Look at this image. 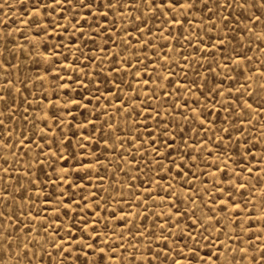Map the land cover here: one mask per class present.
Wrapping results in <instances>:
<instances>
[{
  "label": "snow or ice",
  "instance_id": "snow-or-ice-1",
  "mask_svg": "<svg viewBox=\"0 0 264 264\" xmlns=\"http://www.w3.org/2000/svg\"><path fill=\"white\" fill-rule=\"evenodd\" d=\"M18 7L28 13L27 19L20 18L23 11L17 17L24 28L8 30V25L0 28V56L3 57L0 68L5 72L4 83L0 86V146L11 153L13 161L16 151L23 148H28L29 152L34 150L36 154L26 155L23 163H10L5 156L0 163V181H5V186L0 187V196L5 200L4 210L0 211V221H3L0 229H10L4 234V246L0 247V264H37L38 255V264H45V256L47 264H115L116 260L129 264V258L131 264H264V204L258 213L253 204L256 199L253 193L257 191L264 201V60L236 49V44H240L247 46L248 52L264 54V0H28L27 4L25 0H13L11 4L0 0V12L7 9L15 16ZM124 10L136 13L127 22H138L134 37L137 44L147 48L146 37L150 33L167 42L166 52L157 53L159 60L152 68V72L158 73L156 77L134 54L135 63L133 59L119 58L117 62L121 67L113 65L107 73L103 70L106 57H120V52L127 57L128 49L133 47L132 40L127 38L132 34L126 27L122 28L121 35L115 31V17L123 20ZM204 13L209 14V22L203 20ZM109 15L114 17L111 22ZM197 18H200L199 28L205 32L208 27L218 30L215 44L198 36L194 30ZM153 19L168 27L167 35L153 32L150 26ZM186 23L187 28L184 27ZM101 27L103 35L120 52L108 53L97 45V51L104 55L88 56L83 49L88 41L95 43L96 38L101 37ZM25 30L32 33L24 36V40L33 48V58L52 67L48 71L41 69L36 76L41 82L42 93L36 104L42 115L26 120L31 127L21 129L20 138L14 140L12 121L16 119L17 99L28 103L24 95L28 89L18 75L8 77L12 69L19 68L20 62L12 64L3 54L11 55L23 48L16 33L23 35ZM53 36H59L61 41L67 38L69 43L49 47L47 40ZM9 37L16 41L12 48L7 47ZM253 37L258 41L255 49L251 46ZM245 38L248 45L241 43ZM173 41L179 45V60L170 55L177 51ZM71 45H75L74 51ZM226 46H229L228 56L222 55ZM64 48H69L71 59L64 55L61 67L79 73L75 79L61 74L57 67L60 50ZM187 48L193 49L189 55L200 56L199 67L195 70L184 55ZM76 52L80 53L79 57ZM218 54L220 59H217ZM81 59L85 62L83 67L78 64ZM137 65L139 68L132 73V79L146 89L144 100L139 103V89L124 79L128 70ZM190 72L199 81L188 80ZM49 73H55L51 96L46 94L44 86ZM113 73L117 78H111ZM181 76L184 83L173 79ZM217 76H223L225 82H213ZM68 80H72V84L67 83ZM161 81L166 83L161 85ZM29 82L34 84V81ZM73 84L77 90H86L87 95L77 91L76 96H64V90L72 89ZM125 84L131 91L121 96L119 93L124 92ZM169 84L179 85L183 93L200 99L195 105H189L180 89L167 90ZM157 88L162 97L155 95ZM163 97L173 103L161 112L151 102ZM101 99L107 103L98 114L96 108ZM73 109L87 111L80 123L76 122ZM61 110L66 115L58 114ZM111 112H125L129 117L137 113L143 119L139 123L133 120L131 128L122 127ZM177 113L182 117L181 123L193 124L194 143H189L193 135L186 140L180 125H174ZM213 113L218 118L223 114L224 122L218 129L219 134L212 133L215 147L209 155L215 156L216 163L209 173L200 169L197 161L210 147L205 137L208 135L206 129L215 127L210 119ZM101 115L106 119H101ZM92 116L96 119H90ZM37 120L42 127H37ZM128 123L125 119L124 124ZM89 126L90 134L85 135ZM196 128L204 135L201 136ZM68 129L73 130L72 136ZM252 129L259 134L254 135ZM121 132L125 135H120ZM110 140L113 143H109ZM125 144L129 145L127 149ZM133 149L141 154L139 158L133 154ZM108 151L120 156L121 164L117 165L120 170L129 165L139 170L143 164L149 170L144 175L150 176L147 186H137L136 192L132 189L137 178L129 177L133 183L127 184L128 196L123 195L118 182L116 190L120 195L112 197L110 214L108 199L101 196L107 189L100 187L91 191L95 187L92 176L101 179L99 168L107 167L105 153ZM150 153L154 154L151 161L148 159ZM18 167L23 169L27 183L21 184L16 177L19 187L10 188L7 186L13 179L10 168L16 171ZM194 167L199 174L193 171ZM41 173L47 177L46 181ZM201 176L212 177L207 181L210 188ZM144 183L140 181V185ZM49 186L53 193L58 192L54 201L52 193L43 195ZM85 190H89L87 197L83 195ZM9 205H15L18 215L9 212ZM49 209L52 215L48 214ZM73 213L79 218H74ZM102 216L106 220H102ZM101 223L106 231L97 227ZM109 223L112 224L110 229ZM256 240L261 247L256 248ZM52 252L56 253V259ZM81 256L85 258L82 262Z\"/></svg>",
  "mask_w": 264,
  "mask_h": 264
},
{
  "label": "rangeland",
  "instance_id": "rangeland-1",
  "mask_svg": "<svg viewBox=\"0 0 264 264\" xmlns=\"http://www.w3.org/2000/svg\"><path fill=\"white\" fill-rule=\"evenodd\" d=\"M6 2L11 4L13 2V0H6ZM27 2H28V0H25V4H27ZM33 2H35V0H33ZM21 11H23V16L20 18L27 19L28 18L27 11L20 9L19 7L16 10L15 16L12 14V12L8 11L7 9H5L4 12H0V20L4 21V23H0V28L5 27V25L9 26L8 30H12V29L17 28V27L24 28V25L19 24V22L17 20V17L20 16ZM5 13H7V17H8L7 20H5ZM135 15H136V13L134 10H124V19L123 20H121L119 16L115 17V19L117 20V23L115 25V31H116L117 35L122 34V28L123 27H126L128 32L132 34V35L127 37L128 39H131L132 43H133V47L128 49L129 56L125 57L123 55V52H120V49H118L115 45H113L111 43V41H109L107 39V36L103 35V27H101V37H97L95 40V43H93L92 41H88V46L83 49L84 53L88 56H92V55L103 56L104 55L103 53H100L99 51H97V47H96L97 45H99L100 47H104L105 52H108V53L120 52V57L108 56L104 59L103 70L105 71V73L109 72L113 65L116 67H121V65L117 62L119 58L133 59V54L135 56H139L141 61H143L145 64L148 65V71L152 72V68H153L154 64L159 60L157 53L160 51L166 52L167 42L163 39H156L151 33L148 34V36L146 37L149 41V46L147 48L143 47L140 44H137V41H136V39H134V37L136 35V31H135L136 23H138V22L133 21L130 24L127 22L129 19H131L132 16H135ZM236 15H239V13H236ZM202 18L205 22H209V14L208 13H204ZM113 19H114V17L112 15H109V21L111 22ZM189 19H191V17ZM241 19H243V17H241ZM196 24H197V29H194V30L197 31V34L201 38V40H206L210 44H215L217 42L218 30L214 31L211 27H208V30L205 32L203 29L199 28L200 18L196 19ZM109 26H111V24H109ZM150 26L153 28V32H156L158 34L162 32L164 35L168 34V27L166 25L161 24L160 20L153 19ZM188 26L189 25L186 23L184 27L187 28ZM177 30H179V29H177ZM69 31H72V30L69 29ZM257 33H259V29H257ZM30 34H32V33L28 32L27 30L24 31L23 35H21L20 33H16V36L18 37V43L23 45V48L15 50L14 52L11 53V55H9L8 53L3 54V55L8 56V60L12 64H16L17 61L20 62L19 68L12 69V72L8 73V77L13 78L14 76L18 75L21 80L25 81L24 87L28 89V92L24 93V95L27 96L28 103H25L23 101V99H19V98L17 99L18 108L15 110L16 111V119L14 121H12V126L15 129V135L13 137L14 140H18L20 138V130L21 129L27 130L28 128L31 127L28 123H26V120H32L34 116L38 117V116L42 115V113L39 112V108L37 107V104H36V100H38L39 97L42 95V93H41V82L38 79H36V76L39 74L41 69H43L44 71H48L52 67L50 64L41 63L38 61V59L33 58L35 56V52H34L33 48L29 45V43L24 40V36H27ZM64 35H65V37H67V34H64ZM252 39H253V43L251 46L253 47V49H255V43H258V41H256L255 37H253ZM14 42H16L15 39L13 37H9L7 47L12 48V45ZM61 42L64 44L69 43L67 38H65L63 41H61L59 36H53L47 40L49 47H52L53 45L61 43ZM117 43H120V41H117ZM241 43L244 45H248L249 41L247 38H245ZM173 44L175 45L177 51L170 54V55H172L175 59L179 60V45L176 44L175 41H173ZM70 47L74 51L75 45H71ZM154 48L156 49L155 51H153ZM236 49H237V51L247 52L248 55L259 56L262 60H264V54H261V52H259V51L248 52L247 46L241 47L240 44H236ZM60 51H61V56L57 60V67L60 68L61 74L71 76V77H73V79H75L77 76L80 75L79 73L73 72L71 69H65V68L61 67V63H62L64 55H68L69 59H71V52L69 51V48H64ZM192 51H193L192 48H187L184 50V55L188 57V61L190 62L192 69L195 70L196 68L199 67V64L197 63V61L200 59V56H199V54L189 55L190 53H192ZM75 54L78 57L80 56L79 52H76ZM222 55H224V56L230 55L229 46L225 47ZM13 57H15L16 59H13ZM2 58L3 57L0 56V59H2ZM217 59H220L219 54L217 55ZM110 61H111V64H110ZM180 62H181V64L184 63V61H182V60ZM84 63L85 62L82 59L80 61H78V64L80 67H83ZM133 63H135L134 59H133ZM204 63L206 64L207 61H205ZM97 64H99V62H97ZM213 67H214V65H213ZM138 68H139V65H137L135 69H129L128 75H124L123 72H121V75H124V79L127 80L129 83H132L134 88L139 89L140 96H139V99L137 101L139 103L140 101L144 100L143 92L146 89L142 83L137 85L135 83V80L132 79V73L135 70H138ZM88 70L92 71V69H88ZM176 70L179 71L178 69H176ZM152 75H153V77H156L158 75V73L152 72ZM54 76H55V73H49V76L46 77L45 81H44L45 92H46V94H48L50 96L52 95V86L55 83ZM26 77L28 79H25ZM111 78H117L116 74L113 73ZM144 78L147 79V77H144ZM173 79H180L181 83L185 82L183 76L173 77ZM211 79L212 78L210 77V80ZM4 80H5V72L2 68H0V86L3 85ZM30 80L34 81V84L30 83L29 82ZM188 80L199 81V78L196 77L193 74V72H190L188 75ZM216 81L225 82L223 76L215 77V81H213V82H216ZM15 82L16 81L14 80V83ZM67 83L72 84V80H68ZM164 83H166V81H161V85H163ZM123 87H124V92L119 93L121 96L125 95V93H130V91H131L127 87V84L123 85ZM151 87H156V85H152ZM174 87L177 89H180L179 85L169 84L167 90L169 92H171ZM180 90H181V94L184 95V99H186L188 101L189 105H195L196 100L200 99L199 96H195V95H191V94H185V93H183L182 89H180ZM77 91H84L85 95H87L86 90H83V89L77 90L75 88L74 84L72 85V89L64 90L63 95L70 98L72 96H76ZM29 92L32 94L29 95ZM103 92H104V89H101V93H103ZM193 92H195V89H193ZM149 95H153V93L149 92ZM155 95L158 97L163 96V94H162V92H160L159 88H157ZM52 98L55 99L56 97L53 96ZM77 98H79V97H77ZM183 102H184L183 100L180 101L181 104H183ZM93 103H96V101H93ZM105 103H107V101L104 99H101L100 103L97 104L96 111L98 114L101 113V111L103 109V105ZM151 103H154L160 109V111L163 112L168 108V105L173 103V101L169 100L167 97H163L162 99H159L158 101H152ZM29 104L31 105V108H29ZM89 107L91 108V105H89ZM57 108L59 109L60 105H57ZM26 109H27V111H25ZM110 111H111V109H110ZM184 111H187V109H184ZM73 112L76 115V122L77 123L81 122L82 116L87 115V111L84 109L79 110V112H77L75 109H73ZM58 114L66 115V113L63 112V110H61ZM111 115L119 119V122H120L122 127H129V128L133 127V125L131 123L133 120H135L137 123H139L143 119L137 113H134L133 116H130V117L127 116V114L125 112H121V113L111 112ZM67 119L70 120L71 117H67ZM90 119H96V117L92 116V117H90ZM101 119H106V118L101 115ZM125 119H127L129 121V123L127 125L124 124ZM210 119L215 122V127H209L208 129H206L208 135L205 138L208 139V143H209L210 147L207 149V151H204L202 153L200 160L197 161L198 167L200 169L206 170L209 173H211L213 171V167L216 163L215 156L209 155V153L211 152V148L215 147V144L213 143L214 138L212 136V133H213V131H216L217 134H219L218 129L224 122V115L220 114L219 118H218L217 114L213 113V115L210 117ZM181 121H182V117L179 115V113H177V115L173 121L174 125H176V124L180 125L181 131L185 134L186 140L188 139L189 135H193V139L191 141H189V143H194L196 140V137L192 133V129L194 127L193 124L191 122L181 123ZM7 123L8 122L6 121V124ZM36 123H37V127H42V125L39 124L38 120L36 121ZM149 123H151V122L149 121ZM245 126L247 127V125H245ZM99 127H100V122L97 121V128H99ZM72 131L73 130L68 129L69 136H72ZM79 131H84V130L80 129ZM90 131H91V126H89V131L85 132V135L90 134ZM105 131H107V128H105ZM140 131L143 132L144 130L141 128ZM196 131L200 132V129L196 128ZM250 131L254 135L259 134V133L255 132L254 129H252ZM119 134L125 135V133H122V132ZM144 135L146 136L147 133L144 132ZM200 135L203 136L204 133L200 132ZM75 141H76V138L73 137V144H75ZM109 143H113V141L110 140ZM89 147H92V146L89 145ZM100 147L102 149L103 145L101 144ZM128 147H129V145L125 144V149H127ZM93 151H96L97 155H100V152L97 149L93 148ZM119 151H123V150H119ZM35 154L36 153L34 150L32 152H29L28 148H23L22 150L16 151L15 161H13L12 157H11V153L4 151L3 147L0 146V163H2L5 156H8L10 163H15L17 161L20 163H23L25 161L26 155L31 157V156H34ZM133 154L137 155L138 158L141 155L140 153H137L135 151V149H133ZM105 155L107 156V161H106L107 167L106 168H104V167L99 168V173H100L101 179H97L95 175L92 176V182H93V185L95 187H93L91 189V191H95L96 188H100V187L107 189L106 192H101V196L108 199L109 214H110L111 206H112L111 205L112 197H116V196L120 195V192H118L116 190L118 187V182H119V185L122 186L121 192L123 193V195L128 196L129 192H128L127 184L133 183V181L130 180L129 177L135 176L137 178L136 181L134 182V187L132 189L133 192H136L137 186H140V187L147 186V179L150 178V176L146 177L144 175V173L148 172L149 170L145 169L143 167V164H141V167L139 170H137L132 165L125 166L124 170H120L117 167V165L121 164L120 156L118 154L113 156L111 151L106 152ZM125 155L127 156L126 151H125ZM153 155L154 154H152V153L149 154V157H148L149 161H151V158ZM128 158L131 159V157H128ZM101 159H104V156H101ZM70 163H75V162L70 161ZM243 163H244V161L241 160V164H243ZM233 166H235V165H233ZM44 167L47 168V165H45ZM152 167L155 168V165H152ZM193 171L198 172L197 167H194ZM10 172H11L13 179H12L11 183L7 185L8 187H10V188L19 187V185H16V180H15L16 177L20 178L21 184L27 183V181L24 179V173H23L22 168L18 167L16 171H12L10 168ZM125 173H127V174H125ZM83 174L84 173H81V175H83ZM198 174H199V172H198ZM41 176L43 177V179L45 181L47 180V177L43 176V173H41ZM53 179H55V177H53ZM201 179L205 180V184L207 185L208 188L211 187V184L207 183L208 180L212 179L211 176H208L206 178L201 176ZM141 180H144V182H145L144 185H140ZM253 183H255V181H253ZM4 186H5V181H0V187H4ZM200 186L204 187L205 185H200ZM178 190H179V187H178ZM49 193H52V199L54 201L56 195H58V192L53 193L52 188L49 186L45 189L43 195L47 196ZM253 194L256 197V199L253 201V204L256 208V212L258 213L262 204H264V201H261V199H260L261 194L258 191L254 192ZM25 195H27V193ZM83 195L85 197H87L89 195V190H85L83 192ZM129 198H131V197H129ZM246 198H247V195H246ZM77 199H79L78 196H77ZM24 206L26 209L28 208V203L26 200L24 201ZM4 207H5V200L2 196H0V211H3ZM41 207H42V205H41ZM9 212L12 214L18 215V212H16V209H15V205H9ZM48 214L52 215L51 209H49ZM73 217L76 219L79 218L78 216L75 215V213H73ZM101 219L106 220V217L102 216ZM2 222L3 221H0V223H2ZM9 224H11V222H9ZM36 226L39 227V222H37ZM97 227L102 232L106 231L104 223L97 225ZM111 227H112V224L109 223L108 229H110ZM8 230H10V229L9 228L0 229V247L4 246V243H5L4 234ZM31 235H36V234L31 233ZM248 235L250 236V234H248ZM257 235H259L258 229H257ZM13 243H15V241H13ZM254 244L256 245V248L261 247V243L259 240L254 241ZM37 251H39V250H37ZM121 253L124 256H127V253H124L123 249H121ZM89 255L91 256V253H89ZM52 257H53V259L57 258L55 252H52ZM84 259L85 258L83 256L80 257L81 262ZM38 261H39V255L37 256V264H38ZM47 261H48V257L45 256V264H47ZM115 264H120V261L116 260ZM129 264H131V258H129ZM244 264H246V262H244Z\"/></svg>",
  "mask_w": 264,
  "mask_h": 264
}]
</instances>
